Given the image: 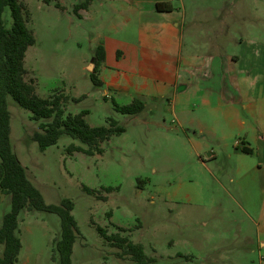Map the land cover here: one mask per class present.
Here are the masks:
<instances>
[{
  "label": "rangeland",
  "instance_id": "1",
  "mask_svg": "<svg viewBox=\"0 0 264 264\" xmlns=\"http://www.w3.org/2000/svg\"><path fill=\"white\" fill-rule=\"evenodd\" d=\"M79 3L62 0L64 9L60 10L41 0H27L28 26L36 38L25 59L27 80L35 82L42 98L55 91H63L72 99L85 96L78 104L70 103L68 113L87 110L86 120L92 127L105 126L108 117H113L126 132L104 143L101 155L90 156L83 151L70 154L67 150L72 144L88 147L67 135L41 152L32 140L39 123L30 111L8 97L12 146L28 177L47 204L59 205L64 199L75 204L73 215L80 237L74 244L72 264H134L121 249L103 240L96 225L110 235L120 234L142 244L156 264H207L208 258L233 257L219 254L222 247L238 241L239 226L217 217L221 194L195 183V166L184 144L175 136L166 138L160 132L166 128L150 120L145 123L116 112L114 103L94 88L86 63L93 58L95 24L78 19L74 8ZM173 5L182 9L264 8V0H177ZM3 18L5 26L11 28L9 8ZM84 187L94 193L89 194ZM10 208V197L0 191V227ZM19 220L22 249L16 264H56L52 256L60 237V218L23 211ZM3 253L0 244V257ZM240 256L243 264L264 261L257 250Z\"/></svg>",
  "mask_w": 264,
  "mask_h": 264
},
{
  "label": "crops",
  "instance_id": "2",
  "mask_svg": "<svg viewBox=\"0 0 264 264\" xmlns=\"http://www.w3.org/2000/svg\"><path fill=\"white\" fill-rule=\"evenodd\" d=\"M86 1L75 14L95 24L89 74L97 47L106 53L97 71L102 85L94 88L114 105L142 102L141 113L125 116L150 120L166 128L160 131L166 138H179L195 166V183L221 194L217 217L239 226L238 241L219 254L233 257L207 264H243L240 254L256 250L264 255V8ZM159 3L172 10L158 11Z\"/></svg>",
  "mask_w": 264,
  "mask_h": 264
},
{
  "label": "trees",
  "instance_id": "3",
  "mask_svg": "<svg viewBox=\"0 0 264 264\" xmlns=\"http://www.w3.org/2000/svg\"><path fill=\"white\" fill-rule=\"evenodd\" d=\"M44 5H54L63 9L60 0H41ZM89 1L75 6L77 14L87 8ZM11 10L13 24L7 28L4 22V11ZM158 11H171L172 7L159 3ZM30 14L24 0H0V191L10 197L11 208L3 217L0 227V244L4 246L0 264H16L22 249L19 236L20 215L23 211H37L57 215L60 218V237L53 251L52 261L56 264H72L74 244L80 237L77 221L73 215L75 204L64 199L59 205H49L30 180L26 169L14 152L11 141V117L8 108V97H12L20 106L32 113V119L39 123L32 140L38 143L41 152L58 144L64 135L79 140L88 149L70 145L68 152H84L87 155H101L103 144L114 136L122 135L126 129L120 123L108 118L107 124L92 127L88 124L87 110L77 114L68 113L70 103H79L82 99H72L63 91H55L48 98L40 97L36 92L35 82L28 81L25 59L30 47L36 44L34 32L29 28ZM106 59L105 48L99 45L96 49V66L91 72V81L96 87L102 85L97 76L100 65ZM114 110L123 115H136L144 110V104L135 101L127 106L114 105ZM89 194L94 191L84 187ZM109 192L112 188L107 189ZM110 216V214H109ZM96 229L104 241L111 243L128 255L134 264H156L155 258L146 254L142 244L134 243L120 234H108L106 229ZM126 232L123 228H118Z\"/></svg>",
  "mask_w": 264,
  "mask_h": 264
}]
</instances>
